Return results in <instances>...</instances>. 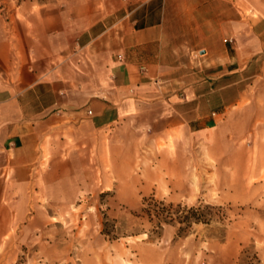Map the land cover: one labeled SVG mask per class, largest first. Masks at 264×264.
<instances>
[{
  "label": "rangeland",
  "instance_id": "rangeland-1",
  "mask_svg": "<svg viewBox=\"0 0 264 264\" xmlns=\"http://www.w3.org/2000/svg\"><path fill=\"white\" fill-rule=\"evenodd\" d=\"M66 1L0 0V33L22 3ZM136 3L95 0L98 9H112V19L118 21ZM161 4L166 40L178 48L175 85L182 89L204 75L206 62L200 59L217 41L219 20L229 17L236 32L227 42L231 58H236L235 47L249 59L227 66L244 69L229 76L239 80L229 91L231 100H239L218 116L208 137L183 127L155 141L152 128L143 129L134 142L131 165L123 154L112 163L108 149L102 155L89 154L69 165L79 171L58 165L60 172L50 174L60 178L55 185L34 181L22 202H17V190L2 183L0 264H264V164L259 163L264 156V112L257 119V107H252L248 120L243 109L264 103V0ZM195 4L213 6V12L198 13L201 22L214 16L208 33L190 17ZM118 30L120 41L124 23H118ZM87 50L92 48L83 47L81 56ZM50 157L45 155L42 167ZM61 157L69 158L65 153ZM149 196L173 208L209 205L204 209L209 220L192 222L180 233L179 223H164L158 234L140 211ZM104 221L114 226V237L101 233Z\"/></svg>",
  "mask_w": 264,
  "mask_h": 264
},
{
  "label": "crops",
  "instance_id": "crops-1",
  "mask_svg": "<svg viewBox=\"0 0 264 264\" xmlns=\"http://www.w3.org/2000/svg\"><path fill=\"white\" fill-rule=\"evenodd\" d=\"M163 1L137 0L119 21L95 0L22 3L13 10L0 33V185L17 190V202L39 178L55 185L59 176L50 174L60 172L58 165L79 171L69 165L89 154L108 149L112 163L123 154L131 165L143 129L152 128L155 141L183 127L208 137L218 116L239 100L229 95L239 80L229 76L244 69L227 66L249 59L235 47L231 58L227 42L236 32L229 17L219 20L217 41L200 59L204 75L182 89L175 85L178 48L163 32ZM200 11L213 12V6L190 8L195 27L204 25L208 33L214 16L204 24ZM119 22L125 25L120 41ZM76 45L92 50L72 56ZM252 107L257 119L264 112V103H249L243 108L248 120Z\"/></svg>",
  "mask_w": 264,
  "mask_h": 264
},
{
  "label": "trees",
  "instance_id": "trees-1",
  "mask_svg": "<svg viewBox=\"0 0 264 264\" xmlns=\"http://www.w3.org/2000/svg\"><path fill=\"white\" fill-rule=\"evenodd\" d=\"M209 205H205L203 208L200 206H182L177 204L176 208H173L172 203L165 204L163 200H158L153 196L144 197L143 206L140 211L146 218L153 223L156 233H160L162 225L164 223H179L178 231L183 232L185 228L192 222H206L209 218L206 215L204 209H207ZM114 226L107 221L103 222V228L101 233L114 237Z\"/></svg>",
  "mask_w": 264,
  "mask_h": 264
},
{
  "label": "built area",
  "instance_id": "built-area-1",
  "mask_svg": "<svg viewBox=\"0 0 264 264\" xmlns=\"http://www.w3.org/2000/svg\"><path fill=\"white\" fill-rule=\"evenodd\" d=\"M82 48L83 47H80L79 45H76V47L74 48V50L71 53V55H78L79 54L81 56V54L83 53ZM80 56H79V58H80ZM78 60H80V59H78ZM88 112L91 113L90 110H88Z\"/></svg>",
  "mask_w": 264,
  "mask_h": 264
},
{
  "label": "water",
  "instance_id": "water-1",
  "mask_svg": "<svg viewBox=\"0 0 264 264\" xmlns=\"http://www.w3.org/2000/svg\"><path fill=\"white\" fill-rule=\"evenodd\" d=\"M203 52V51H202Z\"/></svg>",
  "mask_w": 264,
  "mask_h": 264
}]
</instances>
